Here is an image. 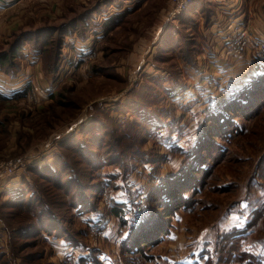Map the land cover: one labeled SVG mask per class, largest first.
I'll list each match as a JSON object with an SVG mask.
<instances>
[{"label":"rangeland","instance_id":"obj_1","mask_svg":"<svg viewBox=\"0 0 264 264\" xmlns=\"http://www.w3.org/2000/svg\"><path fill=\"white\" fill-rule=\"evenodd\" d=\"M100 1L102 0L34 1L31 5H27L30 7H25L26 12L24 16L18 18L20 19L18 25L11 27V34L0 33V53L8 51L11 44L23 33L30 35L27 47L25 46V53H20V60L15 59L19 64L16 69L14 68L8 75L0 71V76L5 77L6 84L18 83L29 86L26 95L21 98L0 99V165L6 166L11 162L22 161L19 166H24L21 167L23 170L8 180L14 182L18 177L17 181H19L29 166L52 162L62 141L75 132L78 133L82 126L96 119L98 123L90 132V137L93 138L89 143L93 145L96 140H100L101 144L94 149H98L101 158L102 156L108 158V163H105V166L98 171L97 169L90 171L89 177L88 174L86 178L83 176L82 183L86 185V188L79 192V200L87 202L92 212L100 208L103 213H108L115 199L121 198L119 191L116 192L119 195L111 198L116 193L111 192L112 188L107 186L105 188L106 183L114 185L109 177L120 168L109 163L110 158L118 154L120 145L124 146L125 154H132V156H136L137 151H142L147 158L149 155L160 158L162 157L160 152H166L164 148L159 151L155 140L148 138L144 124L139 125L135 122V126L130 127V123L125 120L127 118L128 121L130 119L132 121L133 117L130 115L128 118L127 114L118 112L120 111L118 105L120 103L121 109H124L126 104L135 100L145 109V112L151 109L153 115H156L158 120L169 129L176 126L180 121L176 118V112L179 110L181 100L177 99L176 103H169L170 98L167 100L166 96L158 90L159 81L156 77L163 75L164 70H167L171 72L169 85L176 86L181 71L178 62L180 63L182 57L180 54L167 56L168 52L163 50L161 52L159 49V40L163 31L175 20L172 19V0H149L139 3L145 6H140L141 9L138 11L126 15L122 24L116 28H110L108 32L102 31L101 25L98 24L93 25L91 31L88 27L87 31L84 30L81 35L73 34V40L68 36L62 58L58 62L59 68L56 73H51L50 66L55 58L54 53L61 42L58 33L53 36L54 38L47 37L48 41H53L45 47L41 46L42 53L32 51L31 41L37 39L38 32L41 30H56L74 20H78L76 29L81 30L83 23L80 24L79 20L85 13L95 9ZM255 2L256 6L264 4V0L254 1L251 4L255 5ZM105 11L107 12L108 8H103L99 13L102 14ZM98 18L94 19L96 23H100ZM7 22L14 21L7 20L6 17L2 24L0 23V29H8ZM192 32L193 29L185 31L188 33V39L193 38ZM99 36H102V40L98 39ZM84 44L87 46L82 48ZM90 49L91 57L86 62H79L76 66L75 57H85L84 51ZM180 64L183 67L182 76L185 83L191 86L192 67L187 71L183 61ZM182 83L184 84V81ZM260 109L261 112L254 116L252 126L247 133L237 136L229 144L224 158L221 159L215 151L209 161L213 165L212 173L208 179L203 177L209 187L205 188L201 196V198L204 196L202 199L209 206L208 208L203 210L200 206L192 214L181 211V219L176 218L177 222L163 220L166 215L160 207L161 204H158L159 201H156L158 200L156 196L152 197L151 203L150 200L146 202V198L142 195H138L139 204L128 208L126 214L129 218L131 212L134 213L132 217L139 218L152 214L151 221L154 226L162 221L164 226L174 223V230L164 240L152 239L147 246L141 245L146 255L152 260L163 255L168 257L169 264H174L186 257H191L193 253H197L204 247V243H199L200 241L219 230L218 223L222 218L227 217L232 222L239 220L240 224L244 225V220L241 218L247 215L240 216L236 213L229 215L228 210L233 204L246 198L262 201L264 198V104ZM179 113L183 115L182 110H179ZM124 129L126 131H123ZM127 130L132 137L130 139L127 136L124 137ZM207 130L210 129L205 126L202 133L205 134ZM170 156L167 162L157 163L155 164L157 168H154V175H158L159 178L165 177L166 179L162 180L166 182L169 181L168 176L179 171L181 162L179 156ZM87 163L88 161H85L82 164L83 174L88 168ZM137 167H139V174L135 177L136 183L142 185L140 188L145 187L147 190L158 184L159 180L150 175L153 172L146 170L144 164H139ZM254 177H259L258 183L251 184V179ZM200 178L202 174L195 175L192 177V182ZM63 183H65L64 191H72V188H76V184L71 187L66 184V181ZM61 192V190H54L52 193L55 196L50 198L55 202L54 209L58 211L60 217L59 223H55L53 228L58 229L56 233L64 232L63 235H71L89 244L86 247L87 253L83 252L85 249L71 250L60 241L61 244L56 243L57 246H52L44 239L46 232L42 235L24 237L16 235L19 226L30 228L31 223L35 224L37 218L25 212L13 210L11 207L16 208V206H11L12 202L2 192L0 193V218H3L8 225L11 238L0 220V249L6 250L7 254L3 260H0V264H79L78 259L82 254L85 261L84 263L81 261L80 264H96L95 258L102 261V264H112L114 257L116 259L119 257L123 251L117 243L124 237L127 230L134 232V227L129 226L128 223L126 227L122 226V219L119 220L106 213H102V217L100 214H94L95 212L87 216L79 212L78 215V209L74 211L70 205L72 196H63ZM62 205L65 207L60 208ZM96 205L98 207L95 209ZM242 206H246V203ZM11 211L15 214H11ZM43 221L42 225L44 227L48 225L47 228H50L48 222ZM152 227L151 224L147 225L146 230ZM258 230L260 236L264 235V220L259 223ZM54 233L51 231L49 235ZM150 235L153 236L155 233ZM142 257V254L130 252L126 255L129 264H139L143 260ZM147 264H156V262L151 261Z\"/></svg>","mask_w":264,"mask_h":264},{"label":"trees","instance_id":"obj_2","mask_svg":"<svg viewBox=\"0 0 264 264\" xmlns=\"http://www.w3.org/2000/svg\"><path fill=\"white\" fill-rule=\"evenodd\" d=\"M114 1L102 0L95 9L85 13L79 20L80 24L81 22L83 23L81 30L76 29L78 20H74L66 24V27L50 31H39L37 39L30 43L32 44V51L42 53L41 46L45 47L53 41H48L47 37L51 36V38H54L53 36L58 33V38L61 39V42L54 53L55 58H53L54 60L50 66V72L56 73L59 68L58 62L62 58L64 44L68 36L73 40V34L81 35L84 30L85 32L87 31L88 27L91 31L92 27H94L93 25L99 24L102 27V31L106 30L108 32L110 28H116L122 24L126 13L111 15L103 23H96L94 20L96 17L98 18L102 15L99 12L103 9V6H110ZM195 2L196 0L193 3L195 4ZM194 4L177 18L178 21H175L177 20L175 19L173 20L174 22L166 27L159 40V49L161 52L162 50L168 52L167 56L180 54L182 57L180 63L183 61L187 67L197 68V59L194 55V39H188L189 32L185 33V31L192 30L190 27L193 26L192 20L194 18L191 16L187 17V15L192 10ZM105 15H102L100 19L105 17ZM86 34L88 35L89 33L87 32ZM29 37V34L23 33L11 44L8 51L0 53V71L2 73L8 75L10 72H13L14 68L16 69L19 64L16 63L15 59L20 60V53H25ZM43 50L45 51V48ZM159 55L161 56V53ZM180 63L178 62L182 71L183 67ZM181 71L176 86L169 85L171 72L167 70H164L165 73L163 75L156 77L159 81L158 90L161 91L163 96H166L167 100L170 98V101L168 100L169 103H176V100L185 91L190 89V86L186 85V81L182 76L183 71ZM183 81L184 84L182 83ZM28 89L29 86L27 85H22L17 89L14 88L8 93L0 89V99L15 100L21 98L26 95ZM198 103L199 101H195L194 99H185L182 103L180 102L179 110H182L183 115H180L179 110H177L176 118H179L178 120L180 121L176 126L170 127V129L167 125L161 123L156 115H153L154 113H152L151 109L145 112V109L140 107L135 100L126 104V107H123L124 109H121L122 105L119 103L118 106L120 107L118 108H120V111L118 112L127 114L128 118L130 115L133 117L132 121L131 119L128 121L127 118L125 120L130 123V127L135 126L136 123L139 125L144 124L148 138L155 140V145L159 151L164 148L166 152H160L162 153L160 154L162 155L160 158L159 156L151 157L150 155L147 158L142 151H137V155H134L135 159L133 160L134 156L132 154H125L124 146L120 145L118 154L110 158L111 161L109 163L121 169H116L115 173L109 177L114 182V185H107L106 183L105 188L106 186L107 188H112L113 191L111 192L113 194L119 191L118 193L121 198L115 199L113 206L109 207L108 213L104 212L119 220L122 219V226L126 227V223H128L129 226L134 227V232L127 230L124 237L117 243L124 253L122 252L117 259L114 257L112 264H129V261L126 259L128 252L142 254L143 260L142 262L139 261V264H147V262L151 261L156 262V264H169L168 257H163V255L159 256L161 260L158 257H155L156 260H152L150 256L146 255L141 245L147 246V243H151L152 239L160 238V240H164L174 230V223L172 224L171 222L169 226H164V221H162V223L154 226V223L151 221L152 214L145 215L144 217L140 216L139 218L137 216L132 217L134 213L131 212L129 218L126 214L127 210L130 206L132 208L134 205L139 204L138 195H142L146 198V202L150 200L151 203L152 197L156 196L158 200H155L159 201L158 204H161L160 207L164 215H166V218L163 220L177 222V220L181 219V211L192 214L200 206L203 210L209 207L202 199L204 196L201 198L205 188L209 187L208 182L204 181V178L208 179L212 173L213 165L209 161L215 151L223 159L233 139L243 133H247L252 126V120L261 112L260 107L264 104V62H257L256 68L250 73L249 80L243 86L229 87L228 90L225 89L222 92L219 98H210L200 103V106L194 109ZM97 123L98 121L93 119L82 126L78 133L75 132L73 135L68 136L65 141L60 143V149L57 150V155L52 158V162L29 166L27 171H24L25 173L19 178L17 186H10L3 191L5 193L3 195L12 202L11 206H16V208L11 207L13 210L25 212L37 218L35 224L31 223L30 228L19 226L16 235L24 237L42 235L46 232L45 236L43 235L44 239L52 246H57L56 243L60 241L71 250L85 249L83 252L87 253L88 249L86 247L89 244L79 241L71 235H63L64 232H61L62 234L56 233L58 229L55 230L53 226L59 223L60 217L58 211L54 209L55 202L51 201L50 198L51 196H55L52 193L54 190H61L63 196H72V203L70 205L74 208V211L78 209V215L79 212L86 216L95 212L94 214L103 216L101 215L103 210L97 208V205L95 209L97 208L98 211L94 210L92 212V210H89L91 207L88 206L87 202L79 200V192L86 188V185L82 183L83 176L86 178L88 174L89 177L90 171L94 169L98 171L105 166V163H108V158H104L103 156L101 158L98 149H94L95 146L97 147L101 144L100 140H96L93 145L89 143L91 138H93L90 137V132L95 129ZM205 126L210 130H207L204 134L202 132ZM123 131H126V129ZM128 131L124 137L127 136L130 139L132 137H130L131 135ZM205 153H207L206 156L204 155ZM170 155L179 156L181 162L179 171L168 176L169 179L167 180L169 181L166 182L162 180L166 179L165 177L159 178L158 175H154V168H157L155 167L157 163L164 164L167 162ZM170 160H172L171 156ZM85 161H88L86 164L88 168L85 169V174H83L81 167ZM139 164H144L146 170L153 172L150 175L159 180L156 186L147 188L146 190L145 187L144 189L140 188L142 185L136 183L135 175L139 174L140 167L136 168V166ZM198 174H202V178L192 182V177ZM34 175L37 177L35 178ZM258 179L259 177L252 178L251 184L253 182L254 184L255 182L258 183ZM65 181L71 187L76 184V188H72V191H64L63 187L65 183L63 182ZM190 190L191 192H188ZM119 194L116 193L111 198H115ZM243 203H246V206L243 207ZM63 207L65 206H60V208ZM11 212V214H15L13 211ZM228 213L229 215L235 213L240 216L247 215L245 218H241L244 220V225H241L239 220L232 222L227 217L225 219L222 218L218 223L219 230L199 242L204 243L202 249L197 253H193L191 257H186L184 260L174 264H264V235L260 236L258 234L259 223L264 220V198L262 201L260 199H243L237 204H233ZM0 220L4 223L6 233L10 237L8 225L3 218H0ZM43 220L48 222L50 228H47L48 225L45 227L42 225ZM150 224L153 227L147 231V225ZM51 231L55 233L49 235ZM153 233L155 235H150ZM47 235L49 236L47 237ZM209 237L210 239H208ZM10 242L12 246L11 239ZM2 250L3 248L0 249V260H3L7 256L6 250ZM84 258L83 254L80 255L78 263L80 264L81 261L84 263ZM94 262L102 264V261H98L97 258H95Z\"/></svg>","mask_w":264,"mask_h":264},{"label":"crops","instance_id":"obj_3","mask_svg":"<svg viewBox=\"0 0 264 264\" xmlns=\"http://www.w3.org/2000/svg\"><path fill=\"white\" fill-rule=\"evenodd\" d=\"M34 1L40 0H0V23L2 24L6 17L7 20L14 21L7 22L9 28L0 29V33L11 34V27L18 25L20 22L18 18L24 16L25 9L30 7L27 5H31ZM144 1L149 0H115L110 6H103V8H108V11L103 12L102 15H107L102 19L100 15L98 22L103 23L114 14L131 15L145 6V4L141 6ZM254 1L261 0H196L187 17L194 18L193 26L190 28L193 29L194 55L198 68L191 69L186 66L187 71L191 69L192 85L179 97L180 102L185 99L199 101L195 109L200 106V103L210 98H219L225 89L243 86L247 83L250 73L257 66V61L250 51L240 57L232 55L229 53L228 43L235 30L239 28L247 29L254 40L263 38L264 4L257 6L256 2L255 5L251 4ZM101 37L99 36L98 39L102 40ZM84 46L87 44L82 45V48ZM4 80H6L5 77L0 76V89L5 93L22 86L18 83L14 86L9 85ZM17 179L14 182L8 181L11 179L2 182L0 193L11 184L17 186Z\"/></svg>","mask_w":264,"mask_h":264},{"label":"built area","instance_id":"obj_4","mask_svg":"<svg viewBox=\"0 0 264 264\" xmlns=\"http://www.w3.org/2000/svg\"><path fill=\"white\" fill-rule=\"evenodd\" d=\"M173 2V11H172V19H177L182 12H184L188 7L194 2V0H172ZM229 53L236 57L243 56L247 51H250L253 55L254 59L257 62H264V36L259 39H252L248 30L243 28H239L235 30L234 34L230 38L228 43ZM91 49L84 51L85 57H75L76 66L79 62H86L87 59L91 57ZM20 162H11L10 165L1 166L0 165V186L1 183L12 179L18 173L23 170L22 166H19ZM22 167V168H21Z\"/></svg>","mask_w":264,"mask_h":264}]
</instances>
